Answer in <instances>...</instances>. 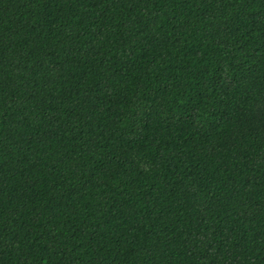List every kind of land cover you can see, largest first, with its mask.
Listing matches in <instances>:
<instances>
[{"label": "trees", "instance_id": "obj_1", "mask_svg": "<svg viewBox=\"0 0 264 264\" xmlns=\"http://www.w3.org/2000/svg\"><path fill=\"white\" fill-rule=\"evenodd\" d=\"M0 264H264V0H0Z\"/></svg>", "mask_w": 264, "mask_h": 264}]
</instances>
